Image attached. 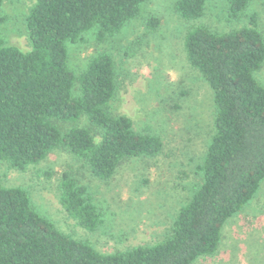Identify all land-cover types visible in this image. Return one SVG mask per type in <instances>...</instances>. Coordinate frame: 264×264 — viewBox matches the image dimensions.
<instances>
[{
	"label": "trees",
	"instance_id": "trees-1",
	"mask_svg": "<svg viewBox=\"0 0 264 264\" xmlns=\"http://www.w3.org/2000/svg\"><path fill=\"white\" fill-rule=\"evenodd\" d=\"M209 0H177L186 20L204 15ZM239 19L250 0H218ZM145 0H34L25 18L30 50L0 36V161L24 171L55 150L80 160L99 181L110 180L132 159L156 158L160 136L139 132L130 118L110 111L118 81L107 53L71 68L69 46L91 34L103 43L138 18ZM2 0H0V6ZM1 22V20H0ZM157 20L146 21L153 32ZM187 64L213 93L214 131L197 171L199 187L175 215L166 237L154 245L112 254L60 232L32 205L28 191L0 180V264H192L212 255L226 221L255 196L264 179V86L254 77L264 62V38L256 17L229 32L192 28L184 38ZM85 119L87 127L65 125ZM59 202L88 233L103 225L104 210L70 173L60 177Z\"/></svg>",
	"mask_w": 264,
	"mask_h": 264
},
{
	"label": "rangeland",
	"instance_id": "rangeland-1",
	"mask_svg": "<svg viewBox=\"0 0 264 264\" xmlns=\"http://www.w3.org/2000/svg\"><path fill=\"white\" fill-rule=\"evenodd\" d=\"M177 0H145L139 16L113 38L97 43L91 34L69 46L71 68L78 72L90 58L109 54L115 64L118 89L110 111L131 119L139 132L160 136L156 158L123 162L108 181L94 179L83 163L65 150H55L24 171L0 161L5 187L28 191L33 207L62 233L88 242L98 252L112 254L136 246L154 245L171 229L175 215L201 183L197 166L214 131L213 93L186 62L184 38L200 26L216 32L246 27L255 16L264 38V0H250L239 19H230L224 1L209 0L204 15L186 21L175 12ZM34 0H2L0 36L7 45L30 50L25 18ZM156 19L153 32L145 30ZM264 86V62L254 73ZM71 126L87 127L85 119ZM70 173L87 187L104 210L103 225L88 233L64 212L59 202L60 177ZM192 264H264V179L251 201L224 224L217 250Z\"/></svg>",
	"mask_w": 264,
	"mask_h": 264
}]
</instances>
